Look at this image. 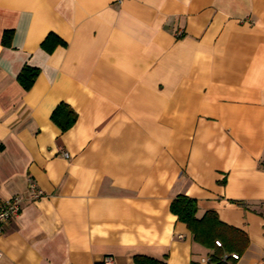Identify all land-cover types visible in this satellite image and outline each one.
I'll use <instances>...</instances> for the list:
<instances>
[{
	"label": "crops",
	"instance_id": "0c3cea01",
	"mask_svg": "<svg viewBox=\"0 0 264 264\" xmlns=\"http://www.w3.org/2000/svg\"><path fill=\"white\" fill-rule=\"evenodd\" d=\"M263 162L264 0H0V205L21 200L0 264H207L177 195L246 234L234 264H264Z\"/></svg>",
	"mask_w": 264,
	"mask_h": 264
},
{
	"label": "trees",
	"instance_id": "16d2710c",
	"mask_svg": "<svg viewBox=\"0 0 264 264\" xmlns=\"http://www.w3.org/2000/svg\"><path fill=\"white\" fill-rule=\"evenodd\" d=\"M12 31H5L3 43L8 45ZM64 45L54 34H48L42 41L41 47L51 52L57 45ZM39 70L30 66H23L17 75V81L24 90H29L33 85ZM76 112L66 103L60 102L50 114V120L61 132L70 129L76 122ZM170 212L177 220L184 223L190 231L192 241L208 249L207 264H234L235 259L231 254L240 256L248 245V238L244 232L229 226L219 220L214 211H206L201 217L196 215L197 202L185 195L174 197L169 206ZM218 241L220 245H216ZM134 264H166L164 260L155 259L144 255L133 256Z\"/></svg>",
	"mask_w": 264,
	"mask_h": 264
},
{
	"label": "built area",
	"instance_id": "2783aa9c",
	"mask_svg": "<svg viewBox=\"0 0 264 264\" xmlns=\"http://www.w3.org/2000/svg\"><path fill=\"white\" fill-rule=\"evenodd\" d=\"M116 4L122 3L124 0H112ZM59 153L65 157L69 158V154L67 151L60 149ZM264 166V162L262 163ZM28 188L30 191V198L32 200H36L40 198L43 195V191L38 188L33 182H30L28 184ZM20 198L16 196H12L11 198L5 200L1 205H0V233L2 232V229L4 225H6L9 220L13 217H16L19 214L20 211ZM216 245H220L218 241H215ZM2 255V252L0 251V256ZM232 258L238 259V255L232 253L231 254ZM104 264H114V259L112 256H105L103 260Z\"/></svg>",
	"mask_w": 264,
	"mask_h": 264
}]
</instances>
